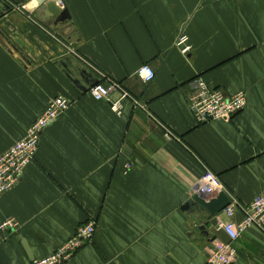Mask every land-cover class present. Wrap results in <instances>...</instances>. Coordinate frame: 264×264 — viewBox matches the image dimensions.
I'll return each mask as SVG.
<instances>
[{"label": "crops", "instance_id": "obj_1", "mask_svg": "<svg viewBox=\"0 0 264 264\" xmlns=\"http://www.w3.org/2000/svg\"><path fill=\"white\" fill-rule=\"evenodd\" d=\"M69 61L82 71L74 79ZM195 78L226 97L245 92L246 109L197 125ZM110 82L129 95L121 116L111 109L120 90L91 95ZM58 97L71 107L0 200V224L19 225L0 232V264L46 258L89 223L94 236L67 264H207L215 242L229 241L219 229L229 218L184 209L205 170L241 206L264 196V0H0V155ZM234 246L233 264H264V230Z\"/></svg>", "mask_w": 264, "mask_h": 264}, {"label": "built area", "instance_id": "obj_2", "mask_svg": "<svg viewBox=\"0 0 264 264\" xmlns=\"http://www.w3.org/2000/svg\"><path fill=\"white\" fill-rule=\"evenodd\" d=\"M176 46L183 55H188L192 49L189 36L181 35ZM137 74L147 83L155 78V72L150 66H142ZM189 87L191 89L190 111L197 125L230 120L247 107V100L243 93L226 97L222 91L210 89L202 78L193 80ZM118 90L123 94L122 100L113 103L111 109L117 116H121L123 113L122 101L128 99L129 95L121 90L120 85L114 82L107 85L98 83L91 89V95L95 100L103 101L108 99L112 92ZM71 104V100L66 97L51 100L40 118L30 126L27 136L0 155V200L3 195L16 187L26 167L35 159L44 130L69 110ZM167 137L171 139L172 134L168 133ZM222 192L225 191L218 177L206 169L195 194L206 195L210 199L219 196ZM230 198L231 204L224 210L229 221L221 223L219 227L227 234L229 241L227 243L215 242L207 264H233L237 256L234 243L240 236L251 227L264 230V196L256 197L252 203L245 206H241L231 196ZM239 210L244 213V217L240 223H237L233 220ZM18 226L16 220L6 219L0 224V232L15 231ZM95 231V226L91 223L82 225L78 227L73 237L55 253L29 264H67L75 257L78 250L92 239Z\"/></svg>", "mask_w": 264, "mask_h": 264}, {"label": "water", "instance_id": "obj_3", "mask_svg": "<svg viewBox=\"0 0 264 264\" xmlns=\"http://www.w3.org/2000/svg\"><path fill=\"white\" fill-rule=\"evenodd\" d=\"M7 9L10 10L11 7L7 6ZM48 10L54 14L59 21H66L70 19V14L68 10H62L57 5L56 2H51L48 4ZM68 75L71 79H74V74L81 73V69L74 64L72 61H69V68L66 67ZM209 198L206 195L195 194L192 198V202L187 204L184 209L185 210H192L197 213H205L209 216H216L219 213L223 212L230 204L231 198L226 192H222L216 199L208 200Z\"/></svg>", "mask_w": 264, "mask_h": 264}, {"label": "rangeland", "instance_id": "obj_4", "mask_svg": "<svg viewBox=\"0 0 264 264\" xmlns=\"http://www.w3.org/2000/svg\"><path fill=\"white\" fill-rule=\"evenodd\" d=\"M210 88V87H209ZM211 89V88H210ZM213 90H218V89H213ZM239 93H243L244 95H245V97H246V100H247V95H246V93L245 92H239ZM236 94H238V93H236ZM236 94H232L231 96H228V97H232V96H234V95H236ZM247 103H248V101H247ZM246 109V108H245ZM215 174V173H214ZM216 175V174H215ZM217 176V175H216ZM218 177V176H217ZM218 179H219V181L221 182V180H220V178L218 177ZM200 180H202V177H201V179ZM195 190H197V187L195 188ZM201 195V194H200ZM217 197V196H216ZM212 199H216V198H214V197H212Z\"/></svg>", "mask_w": 264, "mask_h": 264}, {"label": "trees", "instance_id": "obj_5", "mask_svg": "<svg viewBox=\"0 0 264 264\" xmlns=\"http://www.w3.org/2000/svg\"><path fill=\"white\" fill-rule=\"evenodd\" d=\"M195 79H197V78H195ZM195 79H193V80H195ZM193 80H192V81H193ZM204 81H205V80H204ZM190 83H191V82H190ZM190 83H189V84H190Z\"/></svg>", "mask_w": 264, "mask_h": 264}]
</instances>
